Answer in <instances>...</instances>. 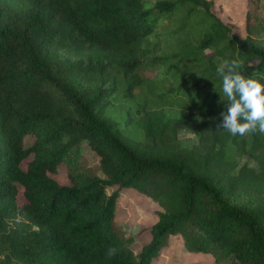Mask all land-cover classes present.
Listing matches in <instances>:
<instances>
[{"label": "trees", "instance_id": "1", "mask_svg": "<svg viewBox=\"0 0 264 264\" xmlns=\"http://www.w3.org/2000/svg\"><path fill=\"white\" fill-rule=\"evenodd\" d=\"M212 4L0 0V264H151L176 235L219 264H264V134L220 127L226 98L216 72L227 59L245 77L264 73V0H247L244 37ZM179 13L178 51L148 58L142 43L160 19ZM171 59L193 63L216 85L188 84L192 76L171 71ZM150 65L170 76L173 95L159 96L177 110L135 103L128 117L143 135L135 138L105 110L123 84L132 97ZM182 129L197 134L192 149L179 147ZM82 141L99 157L101 175L79 162ZM232 149L258 169L239 165ZM61 163L63 185L50 176ZM112 186L161 208L138 251L115 221Z\"/></svg>", "mask_w": 264, "mask_h": 264}, {"label": "rangeland", "instance_id": "2", "mask_svg": "<svg viewBox=\"0 0 264 264\" xmlns=\"http://www.w3.org/2000/svg\"><path fill=\"white\" fill-rule=\"evenodd\" d=\"M156 0H144L145 6L150 8ZM212 11L225 23L231 26L232 33L244 37L245 36V13L247 9V0H211ZM181 22V14H176L170 19H160L159 27L155 34L150 36L142 44L150 50L148 53L151 58L154 55L175 54L178 51L179 40L181 34L177 32V27ZM174 62L171 71L183 68L186 75H190L188 84H195L201 87L204 84L206 88L215 86L211 84L207 76L202 75L201 69L193 63L169 60ZM145 80L142 85L134 90L132 97L127 96L124 92V84L120 86L117 93L111 96L105 115L110 121L119 126V128L127 135L142 138V132L135 124L131 122L128 114L133 113L136 106L135 103H146L147 105L163 106L168 112L173 113L177 110V106L169 101L162 100L159 94L168 93L173 95L170 76L164 72L163 68L156 66H148L143 71ZM196 81V83H195ZM32 143V137L26 136L24 145L29 146ZM197 144V134L193 129H182L179 132L178 145L182 149H192ZM75 153L78 155L79 162L84 166H89L91 171L100 174L99 157L89 148L86 141L78 144ZM231 155L239 165L247 164L258 169V164L247 155L231 150ZM67 166L61 163L57 167L55 174L50 176L59 184H67ZM117 190L119 192L115 209V221L122 228L124 237L131 239V245L135 251L148 242L151 238L150 228L157 221V211L161 208L148 195L134 189L118 188L112 186L107 189L108 193ZM18 203L22 205L24 199L21 192L18 196ZM151 264H219L215 261L211 254L189 252L184 245L180 235L172 236L168 245L162 248L159 255L155 257ZM224 264V263H223Z\"/></svg>", "mask_w": 264, "mask_h": 264}, {"label": "clouds", "instance_id": "3", "mask_svg": "<svg viewBox=\"0 0 264 264\" xmlns=\"http://www.w3.org/2000/svg\"><path fill=\"white\" fill-rule=\"evenodd\" d=\"M235 60H223L216 68L222 81V92L226 98V111L220 113L221 125L232 136L264 134V73L245 77ZM108 257L115 255L109 249Z\"/></svg>", "mask_w": 264, "mask_h": 264}]
</instances>
